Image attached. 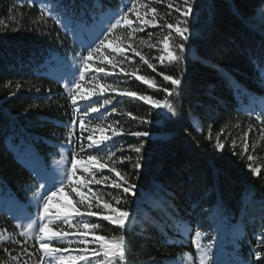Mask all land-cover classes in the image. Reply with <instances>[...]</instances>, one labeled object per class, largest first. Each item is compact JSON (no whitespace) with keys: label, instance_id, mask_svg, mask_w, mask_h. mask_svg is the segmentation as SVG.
Masks as SVG:
<instances>
[{"label":"trees","instance_id":"16d2710c","mask_svg":"<svg viewBox=\"0 0 264 264\" xmlns=\"http://www.w3.org/2000/svg\"><path fill=\"white\" fill-rule=\"evenodd\" d=\"M139 3L156 8V25L143 26L129 38V29L122 25L91 58L94 64L81 82L79 93L99 92L106 83L118 87L114 93L93 97L95 104L88 107L104 99L112 103L99 114L85 118L81 132L79 119L73 127V118L87 108L83 103L73 105L68 94L71 84L66 88L62 77L73 66L79 76L80 60L87 55L82 45L94 37L101 21L121 9L127 11L124 5L131 7V0H36L34 4L0 0V234L8 237L0 241V264L49 263L40 260L43 253L39 244L21 235L25 222L20 216L35 210L37 189L44 183L42 176L61 173L57 179L65 184L53 198V212H66L65 205L71 206L82 197L91 198L89 188L118 206L114 197L122 192L110 183L118 179L115 173L103 170L109 182L94 185L79 165L87 164L89 156L106 157L108 151L116 157L130 156L134 162L136 154L131 148L140 140L127 133L145 130L152 135L144 140L142 169L133 171V163L121 164L117 160L118 171L135 178L137 185L135 194L123 205L132 213L128 227L120 229L102 217L88 218V223L99 225L95 234L107 238L123 235L127 264H198L192 243L197 233L215 264H264V255H255L256 251L264 254V25L251 19L264 0H193L185 59L179 64L164 65H160L158 57L161 42L169 35L167 24L183 27L182 12L187 5L184 0ZM177 6L181 12L175 10ZM42 8L52 9L51 17L42 15ZM152 15L149 13L146 19ZM129 18L134 27H142L135 13ZM174 28L170 47L181 42ZM128 45H134L156 65V71L140 61ZM118 46L130 59L118 57L124 59V64L117 65V75L107 79L103 74L96 75L95 67L113 71L108 61ZM121 67L154 79L157 88L123 75ZM161 72L183 81L170 97L162 89L173 86L163 80ZM17 83L21 85L19 89ZM36 89H40L39 93ZM124 90L162 103L168 99L176 115L139 99L122 97ZM77 107L81 109L79 113ZM139 117L151 123L141 125ZM191 118L197 119L199 130ZM109 124L119 126L122 133L111 146L103 153L81 152V146L87 149L89 135L99 138L97 129L103 128L105 135L111 136ZM245 132L249 145L246 153ZM217 139L225 144L222 151L215 148ZM69 144L78 153L79 161L71 181L67 177L72 157ZM248 155L253 156L252 161H248ZM249 163L260 168L257 175L248 168ZM50 227L74 233L69 237L72 243L56 241L53 247L69 249L65 255L80 254L83 245L76 239L79 233L75 229L59 222ZM92 238L89 234L88 239Z\"/></svg>","mask_w":264,"mask_h":264},{"label":"snow or ice","instance_id":"6c2138e0","mask_svg":"<svg viewBox=\"0 0 264 264\" xmlns=\"http://www.w3.org/2000/svg\"><path fill=\"white\" fill-rule=\"evenodd\" d=\"M28 4H34L36 0H25ZM184 4L187 7L184 8L182 12L183 16V24L184 26H176L174 28L173 24H167V28L169 30V35L165 36L162 40L163 48L161 49V55L158 57L160 65H164L165 62L168 64H179L181 61L185 59L184 53L186 52L187 45L186 41L189 40V27L187 26V22L189 20L190 15L193 12L194 4L193 0H184ZM127 7V11H123L121 9L120 12H114L111 16L107 17L106 21H101V26L99 30L96 32L94 37L89 40L86 45H82V47L86 48L87 55H83L80 60L79 66V76L76 75V67H72V71L62 77L66 80L65 87L68 88V85L71 84V88H68V94L71 97L72 103L76 106L78 103H83L87 108L86 111L82 112V115L73 118V127H75L76 119H79L80 122V130L81 132L85 129V118L90 117L92 114H99L105 106L112 103L109 99H104L102 103L97 106L88 107L89 104H95L93 97L101 96L104 93H114L117 90V85L113 84H104V87L97 91H93L91 94H81L79 93V89L81 87V82L85 79L86 75L89 74V69L92 68L94 61H91V58L100 52L102 48L105 47V42L109 40L110 34L114 32V30L120 29L123 27L129 29L127 33V37H132L138 30H143V26L146 25H156L157 16L156 8L150 7L148 4H141L139 0H131V7L124 5ZM169 8H172V4L169 2ZM141 9L143 10V16L141 15ZM177 12H181L179 6L175 9ZM52 9H41L42 15H48L51 17ZM135 13L136 22L142 26L140 29H137L133 26L134 22L130 19V15ZM152 13L151 19H146V17ZM115 20L113 23L112 21ZM63 24V20L59 21ZM181 21H177V25H179ZM67 27V25H65ZM174 28L175 34L180 38L181 42L176 45L173 44L171 47L169 45V40L172 39V30ZM144 41L141 40V43ZM95 44V47H93ZM151 46V45H150ZM130 50L139 57L140 61L147 65L149 69L153 72L156 71V65L151 63L149 59H147L141 52L134 46L128 45ZM115 53L112 55L111 60L108 63L111 65L113 69L112 72L106 70L105 66L95 67L94 71L96 75L103 74L104 78L107 79L110 76L117 75L114 70L117 68L118 64H124V59H119L118 57H124L125 59H130L125 56V53L120 50L119 46L113 50ZM80 56V54H77ZM120 73L125 76L135 77L136 80L142 81L144 84L148 85L150 88L156 89L157 84L154 79L149 77H145L142 75H137L136 71L126 72L123 67L120 68ZM163 77V80L166 82H170L173 86L172 89L168 87H164L162 90L167 94V96H172L173 92L176 88H179L183 81L181 78H174L172 75H166L163 72L160 73ZM95 79V76L93 77ZM75 81V83H73ZM21 85L19 83L16 84V88L19 89ZM75 90V91H73ZM37 93H39L40 89H36ZM9 95H14L13 93H9ZM122 97L127 96L133 99H139L153 106L155 109H167L173 116L176 115V111L173 107V104L170 100L166 99L163 103L160 100H154L153 97L148 95H138L136 92L124 90L120 93ZM77 112L81 111L80 108L77 107ZM116 111L115 108L112 110ZM131 115V113H129ZM134 119H137L134 117ZM140 124H148L151 123L149 119L144 117L138 118ZM257 119H260L257 116ZM264 123V121H261ZM118 127H113L111 124L108 125V128L111 129V136L105 135V129L99 128L100 136L99 138H95L93 135H89L87 140L89 143L87 144V149H84L81 146V152L87 150L96 153H103L105 148H109L113 143L114 139L117 138L122 133L118 131ZM133 137H136L140 140V144L138 146H134L131 148L132 151L135 152L136 158L135 161H132V157L119 156L116 157L112 151H108L106 157L103 155L97 156H89L88 163L79 165V161L77 159L78 153L72 149L71 144H69V150L72 152L71 157V168L67 171L68 180L71 181L73 176L76 174L78 170V165L82 170L90 176L91 183L94 185L106 184L109 182V177L102 175V171L107 169L109 172L115 173L118 179H111V187L116 189L117 191L122 192V195L119 197H114L116 200V205L113 206L112 203L108 202L103 198L102 194H97L96 192H92L89 188V192H91V198L85 199L81 198L75 204L69 206L65 205L64 207L68 209L66 212L55 211L53 212L51 208V203L53 198L57 195L59 191L63 189L65 186L62 180H58L57 176L61 175V173L53 172L50 175L42 176L41 179L44 180V183L40 185L37 189V195H43V191L48 192V195L43 196V203L39 208L38 212V231L33 230V224L29 223L26 227H24V231L21 233L22 236L31 237L35 240L36 243L39 244V251L43 254L40 257V260L43 262L45 260L49 261V264H75L76 261H79L80 264H92V261L95 260L96 264H127L126 261V244L125 237L123 235L119 237L107 238L102 235H96V231L99 228L98 224L88 223L87 219L92 217H102L104 221L110 222L112 225L118 226L120 229L126 230L128 227V223L131 220L132 213L127 210L123 205H127L129 202V196L135 194V189L137 187L135 183V178L130 177L127 173L122 174L117 169V160L121 164L125 161L133 163V171L138 172L142 169V158L141 153L144 148V140L152 135L151 131H131L127 133ZM245 142L243 145L244 152L248 151V143L247 136L248 132L244 133ZM235 145V142H233ZM215 148L219 150H223L225 148V144L220 142L217 139L215 144ZM235 154V153H234ZM63 159V157H62ZM248 161L253 160L252 155L247 156ZM103 161V162H100ZM248 168L251 170L253 175H257L260 172L259 167H253L251 163H249ZM97 173H100V177L97 178ZM59 184V187H57ZM84 187H88V184L85 183ZM52 188H55V191H51ZM111 195V193H109ZM93 199L95 202H93ZM39 204V200L37 201ZM84 208V212H81V207ZM95 209V210H93ZM107 211L109 215H103V213ZM59 222L66 224L70 229H75L76 233H79V236L76 237L78 242L83 245V249L80 251V254L77 256L65 255L69 253V249L67 248H56L53 247V243L56 241L72 243V240L69 239L70 236H74V233L65 232L63 230L53 231L50 227L54 223ZM89 234H92L93 238L88 239ZM197 238L192 240L193 245L197 251L196 260H198V264H215V261L209 255V253L205 250V248L199 242V233L196 234ZM8 239L4 235L0 234V241ZM92 245L90 248L89 246ZM26 251V249H25ZM188 255L187 253L185 254ZM256 257H261L262 254L260 251L255 252ZM59 258V259H57ZM12 259L16 260L17 257H13Z\"/></svg>","mask_w":264,"mask_h":264},{"label":"rangeland","instance_id":"374dc122","mask_svg":"<svg viewBox=\"0 0 264 264\" xmlns=\"http://www.w3.org/2000/svg\"><path fill=\"white\" fill-rule=\"evenodd\" d=\"M255 23L257 24H263L264 25V5H262L257 11L256 14L251 18ZM80 55H82L80 53ZM55 71H59L57 69H54ZM192 124L194 125V128L199 130V123L197 121V119L191 118ZM48 195L47 192L43 195L46 196ZM43 196H39L38 200H39V204L37 203L38 200L35 201V207H34V211H30L31 215L28 217V219L24 216L21 215L20 218H22V216L24 217V226L26 227L29 223L33 224V230H35L36 228H38V212H39V208L43 203ZM47 264V263H45ZM49 264V263H48Z\"/></svg>","mask_w":264,"mask_h":264}]
</instances>
